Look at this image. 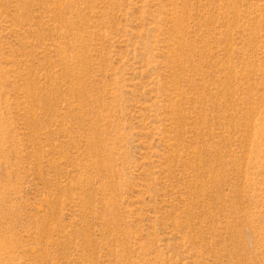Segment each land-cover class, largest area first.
Returning <instances> with one entry per match:
<instances>
[{
	"label": "rangeland",
	"instance_id": "rangeland-1",
	"mask_svg": "<svg viewBox=\"0 0 264 264\" xmlns=\"http://www.w3.org/2000/svg\"><path fill=\"white\" fill-rule=\"evenodd\" d=\"M0 264H264V0H0Z\"/></svg>",
	"mask_w": 264,
	"mask_h": 264
}]
</instances>
